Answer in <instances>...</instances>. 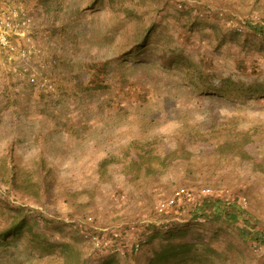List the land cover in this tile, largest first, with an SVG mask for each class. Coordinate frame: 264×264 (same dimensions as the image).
Masks as SVG:
<instances>
[{
	"label": "rangeland",
	"instance_id": "obj_1",
	"mask_svg": "<svg viewBox=\"0 0 264 264\" xmlns=\"http://www.w3.org/2000/svg\"><path fill=\"white\" fill-rule=\"evenodd\" d=\"M11 1L31 15L37 50L0 67V227L6 204L27 209L32 227L0 240V264H61L59 245L84 226L102 244L115 229L144 241L146 223L187 219L158 211L178 187L244 195L264 233V31L250 24L264 0ZM201 8L216 28L193 25L189 9ZM240 229L211 220L186 236L224 264H264V244ZM157 243L99 250L88 264H150Z\"/></svg>",
	"mask_w": 264,
	"mask_h": 264
},
{
	"label": "trees",
	"instance_id": "obj_2",
	"mask_svg": "<svg viewBox=\"0 0 264 264\" xmlns=\"http://www.w3.org/2000/svg\"><path fill=\"white\" fill-rule=\"evenodd\" d=\"M202 12L203 14H211L213 11L208 9L204 12V8H201L199 10L195 9L193 12V9H189L190 15L193 13L196 16V18L193 19V25L201 24L197 27H205L206 25H210L212 26V28H216V23H214L210 19L207 18L206 22L202 21L203 19L198 16V14H202ZM229 13L230 16H235L233 12L230 11ZM251 26L254 31H264V29L259 25L251 24ZM215 30L218 31V29ZM149 33L150 32L147 31L140 38V41L144 42L148 38L147 34ZM102 160L99 161L101 162V165L105 163V161ZM136 169L138 170L137 167ZM187 188L192 189L189 187ZM176 189H174L170 193V195ZM179 208H185L187 213L186 220L180 219L179 222H170L169 226H160L158 224L154 225L153 223H146L145 225H143V227H148L151 235L145 238L144 241L140 237L139 231V234L135 238V241L133 243H127L125 241H127L128 238H125V233L120 229H115L112 233L108 232L111 234V237L106 244L101 243L99 247L87 245L82 249H78V246L82 244L86 245V242L89 241L88 238L90 236L95 234H97L98 236L101 235V232L97 231V229H94L96 226L94 228L87 226L80 227L78 230H80L81 233L76 231L78 235L73 237L71 241L59 245L60 254L62 255L61 264L91 263V261H93L94 259L93 254L98 253L99 250L107 253L110 250L115 252L116 249L120 248L122 249V255L128 256L130 255V253L136 252L134 250L135 243H139V246L141 247L144 243H151L156 239L158 241L157 249L155 250L154 258L150 261V264H191L195 261L203 264H224V256L222 257V254L219 253L215 248L204 244L201 240H189L186 236L188 226H192V224L197 226H204V224L210 222L211 220L218 222L222 220L238 222L241 225V229L239 232L241 233V235H250L249 238L251 240H249L251 242V245L254 246V244H264V233L253 228L251 221L246 217L244 206L240 203V199L238 197L237 199H229L224 195L215 194L213 192L208 194L196 192L194 198L191 201L185 202V204L183 206H180ZM179 208H176V210ZM2 209H4L3 213L5 215V218L3 220V226L0 227L1 241L4 242L11 237L20 236L22 232H29L32 224L27 219V209H25L24 207H13L8 204H6ZM200 219L202 220V222L199 221ZM182 221L185 223L180 225V222ZM145 227L144 230L146 229ZM136 228H134V230ZM166 228L168 229V231L166 233H163V235L159 237V232H162ZM108 233H103V235L106 234V236L108 237ZM120 245L122 246L119 247ZM87 249L90 250V253L86 256L85 250ZM92 250H95V252L92 253ZM116 254H118L117 251L114 253V255ZM112 261L113 260L111 259L106 260L104 264H113Z\"/></svg>",
	"mask_w": 264,
	"mask_h": 264
},
{
	"label": "built area",
	"instance_id": "obj_3",
	"mask_svg": "<svg viewBox=\"0 0 264 264\" xmlns=\"http://www.w3.org/2000/svg\"><path fill=\"white\" fill-rule=\"evenodd\" d=\"M223 15V13H220ZM261 18L262 20H260ZM232 21L229 20V23ZM250 24H259L264 26V19L257 14L251 16ZM33 21L31 15L23 6L13 3L11 0H0V67H6L17 60L25 58L31 52L37 49L32 40ZM31 84L43 91H53V82L49 76H31ZM187 187L177 188L166 199L158 203L159 212H168L183 206L185 202L191 201L195 193ZM212 189L203 188L200 193H211ZM240 203L245 205L246 197L240 195ZM176 220H178L176 218ZM180 220V219H179ZM202 222V220H199ZM102 230V229H98ZM94 247H99L101 241L97 234L88 238ZM139 243H135L134 250L138 251Z\"/></svg>",
	"mask_w": 264,
	"mask_h": 264
}]
</instances>
